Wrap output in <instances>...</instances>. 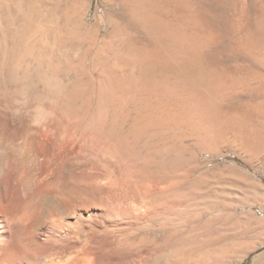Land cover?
Instances as JSON below:
<instances>
[{
    "label": "bare ground",
    "instance_id": "obj_1",
    "mask_svg": "<svg viewBox=\"0 0 264 264\" xmlns=\"http://www.w3.org/2000/svg\"><path fill=\"white\" fill-rule=\"evenodd\" d=\"M11 2L0 0V264H208L193 254L203 239H189L190 231L168 235L167 221L196 211V203L190 201L193 194L167 198L176 184L154 178L149 138L159 119H154L151 105L134 115L135 97L187 98L209 135L218 141L242 136L233 142L249 152V159L264 146V130L255 129L247 138L241 129L253 124L243 122L251 114L264 116V99L235 113L238 121L227 119L216 103L252 84L264 90V77L207 71L203 53L218 35L203 15L188 12L187 0H118L133 28L147 35V43L123 36L119 28L109 42L89 38V44L109 47L96 83L92 90L84 81L67 84L59 77L61 66L51 59L62 36L51 17L53 5L37 0L40 14L42 7L47 13L31 30L16 24L13 11L26 12L20 0ZM77 2L73 16L79 14ZM241 3L238 20L231 24L238 35L235 50L264 64V0L256 5L260 18L254 29L248 0ZM82 23L91 34L83 17L80 27ZM33 32L49 42L42 45L44 56L34 59L32 71L24 63L38 46L27 43ZM192 63L200 64L199 73L174 83L145 74L159 68L178 72ZM224 221L225 226L241 227L251 222L230 212ZM154 223L161 225L159 236L148 230ZM225 229L210 231L205 245L228 242ZM227 256L221 253L219 264ZM256 264H264V256Z\"/></svg>",
    "mask_w": 264,
    "mask_h": 264
},
{
    "label": "rangeland",
    "instance_id": "obj_2",
    "mask_svg": "<svg viewBox=\"0 0 264 264\" xmlns=\"http://www.w3.org/2000/svg\"><path fill=\"white\" fill-rule=\"evenodd\" d=\"M6 1L9 2V0ZM12 1L19 2V0ZM46 1L47 4L53 5L51 17L53 16L52 19L62 35L56 42L54 41L56 48L54 46L52 48L51 59L56 62L57 66H61L59 77L67 84L84 81L92 90L96 83L97 70L100 66H104L105 56L109 54V47L104 43L89 44V38L101 36L109 42L110 34L115 28H119L125 37L138 40L141 43L148 41L147 35L141 29L133 28L131 19L129 20L118 0H107L109 2L106 0H80L81 7L78 16L72 15V11L78 4L77 0ZM20 2L26 16L22 12L19 14L14 10L12 16L16 24L21 22V26H27L33 30L36 29V26L32 25L33 23L36 25L39 20L40 22L45 21L47 10L42 7L43 14H40L37 0H20ZM258 2L259 0H248L251 29L255 28L257 20L260 18ZM187 4L189 5L188 12L203 15L209 23L211 22L218 35L216 43L214 41L212 46L210 45L211 47L208 46V49L206 47L203 53L207 71L236 70L242 74L255 72L264 77V64L256 63L252 58L245 56L246 54L235 50L234 44L238 35L233 33L231 24L234 20H238L237 14L242 7L241 0H187ZM9 5L12 6L11 0ZM82 17L83 21L85 20L86 28L91 27V34H87L83 23L80 27ZM36 33L33 32L27 43L30 46L38 45L39 47L35 48L33 57L26 59L24 63L32 71L37 67V62L34 59L44 56L42 45L49 42L47 36L43 37L40 33ZM57 41H59L58 44ZM60 41L62 42L60 43ZM23 48L21 45V49ZM199 71L200 64L192 63L186 69H180L178 72L170 68H159L149 69L145 74L148 78L167 77L170 82L174 83L184 78L189 79L190 76H196ZM76 72L80 74L78 75ZM140 74V69H136L135 75L141 78ZM259 87L258 84H252L232 92L217 101L216 106L226 114L227 119L238 121L235 113L264 99V90ZM90 89L89 94L91 95ZM136 97L135 103L138 106L135 104V109H132L134 115L141 114L142 106L145 108L147 105H151L153 108L155 107L154 119L156 121L159 119V123L152 126L150 141L148 140L155 159L153 170L157 173L154 172V176H156L154 178L158 180L161 176L162 178L166 177L165 179L170 181L169 183L176 184L166 194L167 198L188 197L193 194V200L190 199V201L196 203L193 206L197 209L196 211L167 221L165 225L168 228V235L178 231H190L186 235L189 239L193 236L203 239V245L198 247L193 254L194 257L196 255L202 260L204 259L203 261L208 264H219L218 259L221 253L228 255L225 264H256L257 260L264 256V146H258L261 148L258 155L248 159L249 152H243L238 144L233 142L242 136L227 135L218 141L214 136L209 135L207 129H204L206 125L200 121L201 117H197L196 113L190 110L187 98L177 102L170 97L165 98L158 95L148 101L142 100L141 95ZM166 107L167 109H165ZM183 113L191 114L192 119H183ZM262 120H264V116L251 114L249 119L243 121L253 123V126H245L241 129L245 136L247 137V134L249 135L255 129L263 131L264 122L262 123ZM142 145L140 142L137 148H141ZM161 167L163 170L165 169L164 172ZM165 172L166 174H164ZM221 208H226V210L224 209L222 212ZM227 212L245 216L251 222L242 227L233 224L225 226L224 215ZM160 228V223H154L148 230L153 231L154 236H159ZM221 229L227 231L230 240L214 244V246L205 245L207 244L205 240L212 237L211 232Z\"/></svg>",
    "mask_w": 264,
    "mask_h": 264
}]
</instances>
